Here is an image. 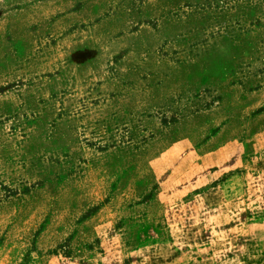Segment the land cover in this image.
Listing matches in <instances>:
<instances>
[{
	"label": "rangeland",
	"instance_id": "obj_1",
	"mask_svg": "<svg viewBox=\"0 0 264 264\" xmlns=\"http://www.w3.org/2000/svg\"><path fill=\"white\" fill-rule=\"evenodd\" d=\"M0 264H264V0H0Z\"/></svg>",
	"mask_w": 264,
	"mask_h": 264
}]
</instances>
